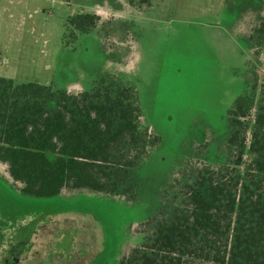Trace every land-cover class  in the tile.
I'll list each match as a JSON object with an SVG mask.
<instances>
[{
    "label": "rangeland",
    "instance_id": "374dc122",
    "mask_svg": "<svg viewBox=\"0 0 264 264\" xmlns=\"http://www.w3.org/2000/svg\"><path fill=\"white\" fill-rule=\"evenodd\" d=\"M149 1L138 11L126 0H0V77L79 92L116 75L138 92L141 128L160 137L133 175V200L88 189L24 195L0 162V260L25 240L36 264H115L141 241L151 186L228 158L226 111L264 77V37L254 38L264 0ZM85 12L100 20L64 47L66 19Z\"/></svg>",
    "mask_w": 264,
    "mask_h": 264
},
{
    "label": "trees",
    "instance_id": "16d2710c",
    "mask_svg": "<svg viewBox=\"0 0 264 264\" xmlns=\"http://www.w3.org/2000/svg\"><path fill=\"white\" fill-rule=\"evenodd\" d=\"M126 1L138 11L150 4ZM99 20L68 17L63 46ZM254 34L263 40L264 21ZM141 116L135 86L110 73L79 92L0 77V162L24 195L88 189L133 200V175L160 142ZM225 116L228 158L151 186L141 241L115 264H264V77L248 82Z\"/></svg>",
    "mask_w": 264,
    "mask_h": 264
},
{
    "label": "flooded vegetation",
    "instance_id": "af4514ba",
    "mask_svg": "<svg viewBox=\"0 0 264 264\" xmlns=\"http://www.w3.org/2000/svg\"><path fill=\"white\" fill-rule=\"evenodd\" d=\"M38 253L39 251L34 248L32 242L19 240L9 246L6 254L0 260V264H36ZM50 263L54 264L52 260L47 262V264Z\"/></svg>",
    "mask_w": 264,
    "mask_h": 264
}]
</instances>
